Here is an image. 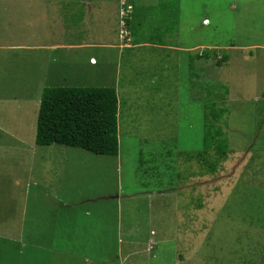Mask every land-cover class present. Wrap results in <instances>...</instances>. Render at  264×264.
Wrapping results in <instances>:
<instances>
[{
    "label": "rangeland",
    "instance_id": "rangeland-1",
    "mask_svg": "<svg viewBox=\"0 0 264 264\" xmlns=\"http://www.w3.org/2000/svg\"><path fill=\"white\" fill-rule=\"evenodd\" d=\"M152 14L151 24L170 32L162 44L208 58L190 68L162 49L124 52L118 156L63 146L48 152L55 167L43 170L38 156L21 200L29 226L20 253L5 246L3 256L21 264H79L83 256L124 264L128 253L125 264H264V0H177ZM250 45L258 46L232 49ZM210 102L227 109L229 153L214 171L194 156ZM12 107L0 120L11 113L2 123L22 134L32 110L24 118L22 104Z\"/></svg>",
    "mask_w": 264,
    "mask_h": 264
},
{
    "label": "crops",
    "instance_id": "crops-1",
    "mask_svg": "<svg viewBox=\"0 0 264 264\" xmlns=\"http://www.w3.org/2000/svg\"><path fill=\"white\" fill-rule=\"evenodd\" d=\"M121 1L0 0V113L17 104H22L26 113L19 114L24 118L32 110L28 113L31 122H25L22 134L5 124L11 122L10 112L0 120V260L4 258L0 264L22 263L12 260L13 256H3L5 250L1 247L20 253L22 237L29 226L24 216L26 210L21 208L23 190L33 184L38 168L55 167L52 162L58 154L53 150L63 147L35 144L41 94L45 88L106 87L118 93L120 60L140 48L173 52L181 65L188 66L189 59L196 61L197 66L204 61L203 49L193 56L194 47L161 43L170 32L166 25L161 28L150 20L152 13H161L164 6L160 0H126L132 6L138 31H132L129 46H124L119 37ZM228 10L236 11L235 3H230ZM256 46H233L232 49L247 51ZM214 48L224 53L231 50L226 46ZM102 51L113 57L107 58ZM227 61H230L228 55ZM96 78L100 79L96 81ZM50 151L54 157H50ZM38 156L40 165L36 164ZM129 256L130 253L123 259L124 264ZM90 259L83 256L79 264H91Z\"/></svg>",
    "mask_w": 264,
    "mask_h": 264
},
{
    "label": "trees",
    "instance_id": "trees-1",
    "mask_svg": "<svg viewBox=\"0 0 264 264\" xmlns=\"http://www.w3.org/2000/svg\"><path fill=\"white\" fill-rule=\"evenodd\" d=\"M162 6L164 15L167 9L177 6V0H165ZM203 57L207 59L208 53ZM191 61L189 59L190 68ZM204 108L203 147L194 156L204 159V165L214 171L229 153L226 134L221 127L227 109H216L212 102ZM117 115L118 98L114 88H45L41 94L35 144L38 147L65 146L94 155L117 157Z\"/></svg>",
    "mask_w": 264,
    "mask_h": 264
},
{
    "label": "built area",
    "instance_id": "built-area-1",
    "mask_svg": "<svg viewBox=\"0 0 264 264\" xmlns=\"http://www.w3.org/2000/svg\"><path fill=\"white\" fill-rule=\"evenodd\" d=\"M132 6L126 1H121L119 37L124 46H129L131 41Z\"/></svg>",
    "mask_w": 264,
    "mask_h": 264
},
{
    "label": "clouds",
    "instance_id": "clouds-1",
    "mask_svg": "<svg viewBox=\"0 0 264 264\" xmlns=\"http://www.w3.org/2000/svg\"><path fill=\"white\" fill-rule=\"evenodd\" d=\"M132 14H133V12H132Z\"/></svg>",
    "mask_w": 264,
    "mask_h": 264
}]
</instances>
